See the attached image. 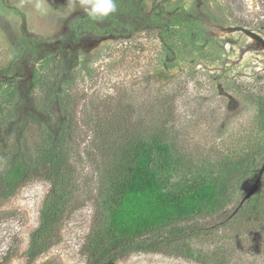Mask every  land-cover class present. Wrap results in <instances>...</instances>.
Instances as JSON below:
<instances>
[{
  "label": "trees",
  "instance_id": "1",
  "mask_svg": "<svg viewBox=\"0 0 264 264\" xmlns=\"http://www.w3.org/2000/svg\"><path fill=\"white\" fill-rule=\"evenodd\" d=\"M136 1L116 0L117 12L104 21L92 22L85 15L69 34L77 39V30L88 27L97 35L129 40L163 26L166 38L161 41L167 48L170 41L179 45L182 35L194 46V24L175 20L176 13L170 14L171 22L158 12L141 13ZM22 39L13 59L23 67L6 88L0 85V198L33 178L49 185L25 253L27 264L52 247L65 216L88 202L94 214L83 247L85 264H114L120 255L137 251L191 258L189 244L199 240L213 245L196 256L201 264L264 259V209L253 198L246 202L252 204L249 210L240 207L218 227L192 224L231 202L237 180L252 164L254 147L238 141L227 145L234 135L201 144L174 126L177 92L173 97L163 88L152 95L145 94L150 87L139 95L130 87L103 91L100 74L77 77L78 69L66 61L61 47L66 39L52 47L43 39ZM37 57L46 71L34 76L33 91H26L30 83L22 75L24 67ZM242 91L235 95L256 104V137L264 138L260 90ZM25 139H31L29 153ZM244 222L249 226L241 227Z\"/></svg>",
  "mask_w": 264,
  "mask_h": 264
},
{
  "label": "rangeland",
  "instance_id": "2",
  "mask_svg": "<svg viewBox=\"0 0 264 264\" xmlns=\"http://www.w3.org/2000/svg\"><path fill=\"white\" fill-rule=\"evenodd\" d=\"M137 1L141 13L158 12L156 14L167 22L175 19L194 24L197 27L196 35H191V39L196 40L194 46L182 35L179 45L170 41L167 48L161 41V37H165L163 26L153 29L150 35L146 32L133 34L129 40L97 35L88 27H81L76 39L69 32L75 21L86 14L79 9L71 12L66 7L67 0H0V85L6 88L7 82L16 78L15 72L23 67L19 59L14 61L13 50H17L20 40L27 36L43 39L51 47L54 41L66 39L65 47H61L66 61L78 69L77 77L88 72L100 74L98 82L103 91L130 87L139 95L144 88L150 87L145 94L152 95L154 89L159 88L171 96L177 92L173 96L174 126L183 134L201 144L234 135L233 142L227 145L238 141L240 145L255 149L252 164L233 188L231 202L221 211L192 222L199 228L218 227L252 187L264 160V138L257 140L256 137L259 128L255 118L256 104L235 95V90L238 92L242 88L243 95L260 90L264 102V49L240 32H222L218 27H244L264 38V0ZM171 13H176L174 19L170 18ZM168 52L171 59L167 57ZM31 61V66L24 67L22 74L30 83L26 91H33L34 76L46 71L38 57ZM162 61L170 65L169 68L160 65ZM175 87L180 89L175 90ZM30 140H24L28 153ZM48 189L47 182L33 178L13 195L0 198V264H27L25 253L31 234L39 225ZM251 198L260 202V209H264V174ZM246 202L242 205L246 206L244 211L252 205ZM93 214V205L88 202L65 216L52 247L32 264H85L83 247ZM248 226L247 222L241 224V227ZM228 229H219L217 234ZM189 248L191 258L137 251L120 255L114 264H201L196 256L209 251L213 245L199 240L191 242ZM257 263L264 264V259L258 258Z\"/></svg>",
  "mask_w": 264,
  "mask_h": 264
},
{
  "label": "clouds",
  "instance_id": "3",
  "mask_svg": "<svg viewBox=\"0 0 264 264\" xmlns=\"http://www.w3.org/2000/svg\"><path fill=\"white\" fill-rule=\"evenodd\" d=\"M71 12L83 11L90 21H104L117 12L116 0H67Z\"/></svg>",
  "mask_w": 264,
  "mask_h": 264
},
{
  "label": "water",
  "instance_id": "4",
  "mask_svg": "<svg viewBox=\"0 0 264 264\" xmlns=\"http://www.w3.org/2000/svg\"><path fill=\"white\" fill-rule=\"evenodd\" d=\"M222 32H227V33H242L245 36L249 37L250 39L254 40L257 45L261 48L264 49V38L260 36L259 34L255 33L254 31H251L249 29H246L244 27H218ZM264 174V160L259 168V171L257 173L256 179L252 185V187L247 191V193L243 196V198L240 200L238 206L234 210V212L231 214L230 217H232L236 211L242 207V205L251 197L253 194L257 191L261 178Z\"/></svg>",
  "mask_w": 264,
  "mask_h": 264
}]
</instances>
